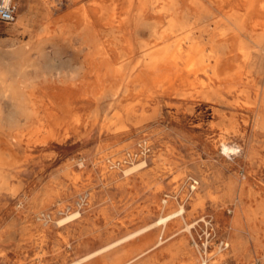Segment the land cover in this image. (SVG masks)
Instances as JSON below:
<instances>
[{
	"label": "rangeland",
	"instance_id": "obj_1",
	"mask_svg": "<svg viewBox=\"0 0 264 264\" xmlns=\"http://www.w3.org/2000/svg\"><path fill=\"white\" fill-rule=\"evenodd\" d=\"M94 1L15 0L14 22L0 29V78L12 88L0 83V264H264V46L243 37L252 60L233 92L87 90L104 68L75 27ZM211 13L199 27L223 21ZM43 26L59 37L44 57ZM19 46L28 52L12 59ZM142 140L149 156L112 165Z\"/></svg>",
	"mask_w": 264,
	"mask_h": 264
},
{
	"label": "bare ground",
	"instance_id": "obj_2",
	"mask_svg": "<svg viewBox=\"0 0 264 264\" xmlns=\"http://www.w3.org/2000/svg\"><path fill=\"white\" fill-rule=\"evenodd\" d=\"M205 1L212 8L205 5ZM212 9L220 13L223 21H215L216 27L213 29L207 28L211 21L206 27H199V23H204V19L212 14ZM40 14V17H46V11L42 10ZM78 18L75 27L77 33L93 43L92 51L98 58L94 65L104 68L102 72L96 71V79L94 78L101 84L87 90H99L105 84H112L113 90H119L123 84L127 90L130 89L128 86L136 85L143 92L162 83L168 87L177 85L183 89H192L203 96L215 93L223 86L228 92H233L235 86L242 81L243 66L252 60L248 41L243 37H247L259 53L264 46V0H97L89 5L88 11L80 12ZM64 31L62 33L66 32ZM207 31L211 32L212 38L205 35ZM54 32L43 26L37 33L36 49L40 56L45 55L47 40H58L59 37L52 34ZM144 32H147L148 38L142 37ZM100 34L103 40L98 43ZM220 48L228 50L223 59L215 54ZM7 51L12 59L20 60L28 52L25 46ZM259 58H264V51L259 54ZM111 79L115 82L107 83ZM0 83H5L3 78H0ZM1 88L3 91L12 90L5 84ZM10 97L15 98L13 94ZM147 142L148 140L140 141L135 151L124 152L112 165L123 166L136 159H145L151 152V146ZM220 146L224 151L233 149L223 140L220 141ZM146 165V160H142L135 167ZM174 216L175 211L158 217L154 224H164ZM213 254L216 255V261L222 259L219 246ZM209 258V255L201 257L205 261ZM202 262L201 264H205Z\"/></svg>",
	"mask_w": 264,
	"mask_h": 264
},
{
	"label": "built area",
	"instance_id": "obj_3",
	"mask_svg": "<svg viewBox=\"0 0 264 264\" xmlns=\"http://www.w3.org/2000/svg\"><path fill=\"white\" fill-rule=\"evenodd\" d=\"M17 15V3L15 0H0V29L2 26L11 24L14 22ZM198 185L196 179H190V190L193 191ZM223 247L227 246V243H222ZM205 246L203 247L204 250Z\"/></svg>",
	"mask_w": 264,
	"mask_h": 264
}]
</instances>
